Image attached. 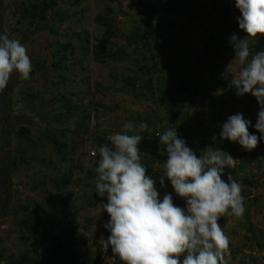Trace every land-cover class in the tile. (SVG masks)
<instances>
[{
  "label": "rangeland",
  "instance_id": "1",
  "mask_svg": "<svg viewBox=\"0 0 264 264\" xmlns=\"http://www.w3.org/2000/svg\"><path fill=\"white\" fill-rule=\"evenodd\" d=\"M166 1L83 0L78 8H86L87 12L77 21L69 20L63 25L48 21L46 26L34 25L29 28L32 33L25 40L17 33L12 8L4 13L1 27L10 38L18 39L26 47L32 62V74L30 79L22 80L17 73H13L7 87L0 91V127L6 143L0 148V264H14L24 254L35 261L37 257L48 258L59 245L69 246L70 252L83 256L86 264L114 262L115 256L110 247L104 254L105 258L100 259L104 250L99 241L101 236L104 239L109 236L104 224L110 217L107 212H102L99 205L102 199L107 203L106 197L101 198L95 190V168L98 166L100 147L98 140L104 139L110 145L107 137L121 131L126 122L147 123L149 129L145 132L148 133L158 132L164 127L174 128L189 117L195 104L185 100L186 97L174 102L177 99L174 97L175 86L169 81L164 82L162 89L159 88L169 102H158L152 101L143 90L132 93L125 89V79L137 75L140 80H144L140 76L143 74L137 70L138 65L147 69L153 63L158 64L159 68L163 64H170L171 67L176 64L178 69L175 72L179 76L192 73L194 58L189 50H176L167 41L181 44V31L187 33L185 40L191 42H196L195 39L202 42V34L207 29L211 36H215L221 6L230 7L240 14L235 7V0H217V10L211 21L213 25L209 26L207 15L210 8L207 6L211 0H178L175 7L180 5L183 8L184 13L181 14L174 13ZM96 15L111 21L115 30L114 38H109L104 29L95 23ZM145 23L154 35L152 37L159 35L162 40H149L143 48L139 43L137 52H134L135 44L126 45L123 40L127 37L134 40L133 28L136 24L142 27ZM26 28L20 30L24 32ZM234 33L240 38L246 36L238 25L234 27ZM221 36L225 38L222 45L225 55L219 60L221 67L212 74L204 73V83L208 89L216 88L213 94L220 104H215L212 116L202 113L196 129L182 133L176 131L180 138L189 142L198 157L203 150L212 147L237 160L236 173H239V177L243 176L244 181L242 196L245 198V213L241 219L223 217L219 221L230 240L225 259L227 264H264V178L259 179L254 162L243 168L238 167L248 151L238 142L220 137L222 125L236 113L250 120L249 132L260 137L261 133L254 127L259 105L251 94L236 95L231 81L233 75L238 74L239 66L234 60L235 51L231 39L227 38V31L222 32ZM86 39L90 41L91 53L83 60L79 47ZM56 40L61 44L71 43L68 61L64 64L53 57ZM122 45L123 52L130 58L110 59L111 50L118 52ZM96 46L99 47L97 51ZM260 50H264V37H260L253 48V51ZM150 56H153V61H149ZM53 64L57 65L56 71L51 67ZM153 82L155 84V80ZM30 95L40 96V100L30 104L27 97ZM155 99H158V93ZM49 101L50 105L47 104ZM67 108H77L76 112L71 111L72 117H68V112H71L66 111ZM60 114L65 116V121H59L62 117ZM89 115L92 118L88 121ZM19 126L28 127L34 137H43L42 132L48 130L62 136L70 147L74 142V154L69 156L72 162L44 146L34 151L33 162L11 172L13 163L10 148L14 131ZM205 127L208 130L205 131ZM253 151L257 154L260 151L262 157L264 139L258 141ZM144 160L141 159V162L147 163ZM61 164L73 166L74 172L67 185L55 190L53 180L63 181L61 178L65 173L59 166ZM154 168L163 172V165ZM39 180L40 183H46L45 190L39 191L36 185ZM33 184L36 190H33ZM165 185L164 188L159 183L156 185L161 199L165 192L173 196V191L169 192L171 184L167 179ZM173 201L176 204L175 199ZM28 204L34 211V206L39 210L36 221H26L27 215H22L21 207ZM69 236L71 240L66 242Z\"/></svg>",
  "mask_w": 264,
  "mask_h": 264
},
{
  "label": "clouds",
  "instance_id": "2",
  "mask_svg": "<svg viewBox=\"0 0 264 264\" xmlns=\"http://www.w3.org/2000/svg\"><path fill=\"white\" fill-rule=\"evenodd\" d=\"M235 7L240 12L239 29L246 36L233 33L230 38L239 66L231 85L238 97L251 94L256 98L259 111L254 127L261 136L251 134V121L236 113L222 125L220 137L252 151L264 139V50L253 51L264 37V0H235ZM31 71L26 47L7 32L0 33V91L13 73L28 80ZM148 129L144 122H126L121 131L107 137L110 145L98 148L95 190L106 197L107 203L102 199L99 205L110 217L104 224L110 235L99 241L103 250L110 247L123 264H227L230 240L219 221L243 218L245 198L242 185L232 175L227 182L222 176L237 160L212 147L198 157L175 128L158 132L167 156L158 182L161 188L166 187V179L170 182L186 203L181 208L174 204L171 193L160 198L157 180L147 175L141 162L138 145Z\"/></svg>",
  "mask_w": 264,
  "mask_h": 264
},
{
  "label": "trees",
  "instance_id": "3",
  "mask_svg": "<svg viewBox=\"0 0 264 264\" xmlns=\"http://www.w3.org/2000/svg\"><path fill=\"white\" fill-rule=\"evenodd\" d=\"M83 1V0H80ZM79 0H0V33H3V29L1 27V22L3 21L2 17L4 13L12 8L13 14L16 18L15 26L17 27V33H19L23 39L25 40L28 35H30L32 32L29 30L30 27L36 26H46V23L51 22V24L55 23H61L62 25L69 20L77 21L79 17L82 15L84 16V13L87 12L86 8L79 9L80 5ZM133 1V0H129ZM135 2L138 0H134ZM169 1V2H168ZM175 2L178 3V0H167L166 3L168 7L174 11L176 14L184 13L182 10L183 8L178 5V7H175ZM217 0H211L207 6V8H210V13L207 15L208 17V25H213L211 23L212 21V15L215 14V11L217 10L215 6ZM219 12L221 13V17L217 24V30L215 36H211L209 30L207 29L202 34V42H198L199 40L195 39L196 42H191L190 40H185L187 37V33L185 31H181L180 38H181V44H178L177 42H173L171 40H168L167 43H172L173 47L177 50L178 48L189 50L191 56L194 58V67L192 69V73L184 74L179 76V73L175 72L176 69H178V65L174 64L172 67L170 64H163V67L158 66V64H151L150 66L145 68H142L138 65L137 70L142 73V76L144 80H140L137 75L129 76L125 79V89H129L132 93L137 90H143L145 94H148L152 101H163V102H169L168 98H164L165 94L163 91H160L159 88L162 89V86L165 81H169L172 85L175 86V92L174 97L177 99L174 100L176 102L177 100H180L182 98H185V100L189 101L190 103H195L193 107L192 113L189 115V117L183 121L174 126V128L179 131V133L184 132L185 130H188V132L193 128L196 129L198 127V124L200 123V117L203 115L202 113H207L208 115L212 116L215 109V104H220L219 101L216 99V95L213 94V91L216 88H207V85L204 83L205 77L204 73L212 74L213 72H217V70L220 69V63L219 60L223 58L225 55L222 50L224 49L222 47L223 42L225 41V38L221 36L222 32L227 31V38H231L232 34L234 33V27L238 25L237 18L240 16V14L237 11H233L230 7L221 6ZM95 23L104 29L105 33L109 35V38H114L115 30L112 26V23L109 19L101 16L96 15L94 17ZM147 24L145 23L144 26L140 27V25H137L133 28L132 37L134 38L130 40V38H124L123 43L126 45H130L132 42L135 44L136 48L133 49L134 52H137V47L140 46L146 47L148 45L149 40H162V37L159 35L154 36L151 32ZM26 28L25 31H21L20 29ZM14 31L16 32V28H14ZM158 34V33H157ZM88 37V36H86ZM183 39V40H182ZM204 39V40H203ZM85 44V45H84ZM84 44L80 45V51L82 52V59L86 60L87 56L91 53V49H89L90 41L85 40ZM175 45V46H174ZM71 46V43L68 41L65 44H61L58 40L54 41V47L56 49V52L54 53L55 58H57L58 62L63 63L68 61V55L69 48ZM99 49L98 46L95 47V50L97 51ZM118 52H114L111 50V58L112 60H115V58L124 60L129 59V55H126L123 52V45L118 48ZM153 56L149 57V61H153ZM81 65V63H79ZM53 70L56 71L57 65L53 64L51 66ZM164 67H170V68H164ZM171 72V73H170ZM32 74V72H31ZM159 74V77H154L153 75ZM163 77V78H162ZM179 77L180 80H176V78ZM155 80V84L154 81ZM54 86H56L54 84ZM160 92V93H159ZM158 93V99H155L156 94ZM29 97V103L32 104L35 101L40 100V96L36 95H30ZM62 97V96H60ZM184 100V101H185ZM42 101V100H41ZM50 105V101L47 103ZM203 108V111H200ZM76 109H70L67 108L66 111H72L73 113L76 112ZM65 111V113H67ZM72 112H68V117H72ZM62 117L59 119V121L63 120L65 121V116L63 114H60ZM91 115L87 116L88 121L91 119ZM1 123V122H0ZM2 124V123H1ZM30 126V125H26ZM26 126H19L16 127L14 131V140H12V148H10V154H11V161L13 163V167L11 169V172H16L18 169H21L27 165H29L34 160V151L38 147H44L48 146L51 148V150L59 155L62 156L63 159H66L68 162L70 160V163L72 162V158L69 156L74 154V142H72L71 147L69 144L65 141V139H62L63 137H59L58 134H56L55 131H43L42 136L43 137H36L33 136V133L29 130ZM31 127V126H30ZM79 126L77 127V133H79ZM166 127L162 128L160 133H162ZM2 128L0 127V148H3V145H5V136L2 133ZM205 131L208 130V128L205 127ZM158 132H144L142 133L143 140L138 145L140 149L141 159H145L147 163L144 164L147 170V175L151 176L153 179L157 180L159 179V176L162 174L158 169H155L154 166L163 165L164 162L167 159L166 152L164 149V146L160 144L159 138L157 136ZM187 132V131H186ZM9 142V141H8ZM5 143V144H4ZM99 145L101 146L103 143L109 144L104 139L98 140ZM186 144L189 148V142L186 141ZM247 156L242 159V162L238 164V167L243 168L244 165H249L250 163L254 162L256 163V169L257 173L260 178H264V162L261 160H264V153H262V157L260 158V151L259 153H254V151H248ZM63 154V155H62ZM60 168L63 169L65 172L62 176L61 180L63 181H56L52 183V186L55 190H59L62 185H67L68 180L71 178V175H73L74 168L73 166L65 167L62 164L59 165ZM232 175L233 178L239 183L243 184V176H238L236 173V167L234 168H226L224 171V174L222 176V179H224L227 182L228 175ZM41 180L37 181L36 185L39 187V191L45 190V184L46 183H40ZM247 182V181H246ZM33 184L32 188L33 190H36L37 187ZM44 186V187H43ZM171 186V185H170ZM35 188V189H34ZM173 191V200L175 199L176 205L185 208L186 203L185 201L178 197L174 190ZM160 197H162L160 195ZM98 199V198H96ZM256 204L257 202H255ZM36 210L34 211L31 207H29V204L26 206L21 207L22 215L26 216V221L30 222L36 221L38 218H36L39 214V210L36 206H34ZM89 207V205H88ZM25 221V222H26ZM74 221V219L72 220ZM23 222V226L24 223ZM110 235V233H108ZM251 238V236L249 237ZM256 239V237H255ZM71 240L70 237H66V242H69ZM38 260L31 259L28 254H24L21 256V259L17 260L16 262H13L14 264H86L85 258L83 256H77L73 252H70L69 246H61L54 248V250L51 251L48 258L43 257H37ZM112 264H123V262L118 258L115 257L114 262Z\"/></svg>",
  "mask_w": 264,
  "mask_h": 264
},
{
  "label": "built area",
  "instance_id": "4",
  "mask_svg": "<svg viewBox=\"0 0 264 264\" xmlns=\"http://www.w3.org/2000/svg\"><path fill=\"white\" fill-rule=\"evenodd\" d=\"M102 254H103V255H102L101 258H100L101 260L105 258V255H104V254H105V251H104Z\"/></svg>",
  "mask_w": 264,
  "mask_h": 264
},
{
  "label": "crops",
  "instance_id": "5",
  "mask_svg": "<svg viewBox=\"0 0 264 264\" xmlns=\"http://www.w3.org/2000/svg\"><path fill=\"white\" fill-rule=\"evenodd\" d=\"M173 188H172V186L171 187H169V192L172 190ZM70 237V236H69Z\"/></svg>",
  "mask_w": 264,
  "mask_h": 264
}]
</instances>
